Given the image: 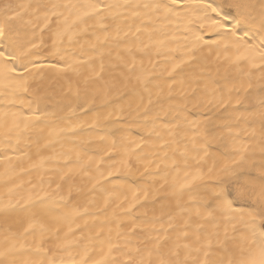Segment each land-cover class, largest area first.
Masks as SVG:
<instances>
[{
	"label": "bare ground",
	"instance_id": "bare-ground-1",
	"mask_svg": "<svg viewBox=\"0 0 264 264\" xmlns=\"http://www.w3.org/2000/svg\"><path fill=\"white\" fill-rule=\"evenodd\" d=\"M246 2L249 20L223 0H0L19 56L0 58V260L232 255L264 214V0Z\"/></svg>",
	"mask_w": 264,
	"mask_h": 264
},
{
	"label": "snow or ice",
	"instance_id": "snow-or-ice-1",
	"mask_svg": "<svg viewBox=\"0 0 264 264\" xmlns=\"http://www.w3.org/2000/svg\"><path fill=\"white\" fill-rule=\"evenodd\" d=\"M209 7L213 12L223 10L224 8L233 9L242 19L249 20L251 18L252 5L247 3L246 0H223V3L216 4V7L212 8L211 4H209ZM262 8H264V3H262ZM95 10L97 9L93 6V11ZM260 16V27L264 29V11H261ZM0 34H2V30H0ZM262 55H264V50H262ZM0 58H3L5 67H7L9 62L14 63L19 60V56L14 50L6 52L5 50L0 49ZM21 67L23 70L27 71L26 65L21 64ZM7 71L8 73H14L16 72V68L7 67ZM12 78L18 79L20 77L16 76ZM262 177H264V173H262ZM259 195L261 199L264 200V179H262L261 182ZM225 203L228 202L226 201ZM246 227L248 229V234L242 238V242L238 244L237 249L233 251L229 258H221L215 261L205 259L198 262V264H264V214H261L259 224L253 220L251 223H247ZM185 247H187V245H185ZM157 254L159 255L158 250ZM0 255H4V253H0ZM151 255L152 253H149V256ZM208 255V251H205L204 256L208 257ZM170 256L173 258H160L155 262L151 259L145 262L142 258L138 264H187L186 261L182 262L178 259V252H172L170 253ZM0 264H11V262L0 260Z\"/></svg>",
	"mask_w": 264,
	"mask_h": 264
}]
</instances>
